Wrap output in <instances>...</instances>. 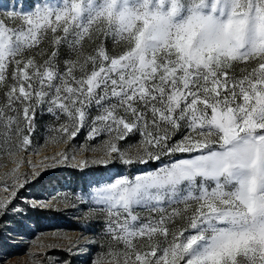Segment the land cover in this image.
Wrapping results in <instances>:
<instances>
[{
    "label": "snow or ice",
    "instance_id": "1",
    "mask_svg": "<svg viewBox=\"0 0 264 264\" xmlns=\"http://www.w3.org/2000/svg\"><path fill=\"white\" fill-rule=\"evenodd\" d=\"M0 9V217L46 169L107 170L33 202L86 206L101 231L38 236L31 264L89 245L88 264H264V0Z\"/></svg>",
    "mask_w": 264,
    "mask_h": 264
},
{
    "label": "rangeland",
    "instance_id": "2",
    "mask_svg": "<svg viewBox=\"0 0 264 264\" xmlns=\"http://www.w3.org/2000/svg\"><path fill=\"white\" fill-rule=\"evenodd\" d=\"M9 0H0V4L8 3ZM2 10V9H0ZM47 116L43 120H38V131L35 139L41 144L43 139L41 133L43 126L47 122ZM83 141V136L80 137L77 143ZM51 153L52 149L47 150ZM90 155V154H89ZM36 157L35 159H40ZM0 163H8L5 159ZM12 167L8 163V167L0 168V173L7 172ZM110 168L123 169L122 165L114 164ZM72 167L57 166L49 168L42 172V177L38 182H31L20 190L17 198L10 206L8 213L0 217V262L3 264H31L28 253L33 249L32 241L38 236L42 239L47 238V234L52 232L66 233L68 236L76 239L80 234L84 236H93L101 231V224L96 221L84 222L81 217L82 213L87 210L86 206L66 207L62 204H54L52 207L41 208L33 207V202L37 204L41 202L52 201L54 197H63L68 194L70 197L73 193L79 192L92 177L106 169L98 170L97 167L86 169L84 173H71ZM28 169L21 168V171ZM131 171H135L132 169ZM7 193L0 192V197ZM20 209V211H12L11 208ZM33 208L41 209L47 213L37 218ZM37 220L36 223H32ZM62 243H67L63 241ZM80 244L84 245L81 239ZM88 251L70 255L63 250H52L48 253L53 260L60 261L71 260L72 264H88V261L97 250V246L89 245ZM47 264V261H46Z\"/></svg>",
    "mask_w": 264,
    "mask_h": 264
},
{
    "label": "trees",
    "instance_id": "3",
    "mask_svg": "<svg viewBox=\"0 0 264 264\" xmlns=\"http://www.w3.org/2000/svg\"><path fill=\"white\" fill-rule=\"evenodd\" d=\"M43 117H44V116H41V115L38 114V116H37V120H39V121H40V120H43ZM98 170H103V169L98 168ZM85 171H86V169L83 170V171H81V170H79V169H72L71 173L81 174V173H84ZM33 211L36 213L37 218L40 217L41 215L47 213V212H45V211H43V210H41V209H36V208H33ZM32 223H36V224H37L38 222H37V220H36V221H34V222H32Z\"/></svg>",
    "mask_w": 264,
    "mask_h": 264
}]
</instances>
